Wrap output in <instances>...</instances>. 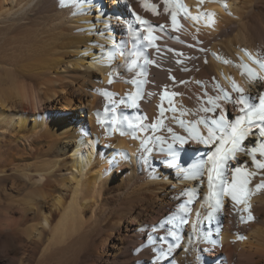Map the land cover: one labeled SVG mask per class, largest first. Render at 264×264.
<instances>
[{
    "label": "bare ground",
    "instance_id": "bare-ground-1",
    "mask_svg": "<svg viewBox=\"0 0 264 264\" xmlns=\"http://www.w3.org/2000/svg\"><path fill=\"white\" fill-rule=\"evenodd\" d=\"M94 1L0 0V264H264V137L253 127L241 141L221 197L208 185L211 163L196 169L184 152L198 145L190 128L207 136L196 121L226 112L235 124L239 96L263 91L264 0H179L192 15H215L179 11L176 27L179 4ZM123 4L167 25L145 42L148 73L123 74L129 84L118 74ZM213 100L219 107L203 111ZM200 145L208 157L221 147ZM246 172L257 176L244 185ZM242 185L251 221L228 191L241 195Z\"/></svg>",
    "mask_w": 264,
    "mask_h": 264
},
{
    "label": "snow or ice",
    "instance_id": "snow-or-ice-1",
    "mask_svg": "<svg viewBox=\"0 0 264 264\" xmlns=\"http://www.w3.org/2000/svg\"><path fill=\"white\" fill-rule=\"evenodd\" d=\"M77 3L80 4H90L93 3V0H76ZM205 2V0H198V4L197 7L200 8L201 5H203V3ZM165 3V7H164V11L165 12H169L170 8H169V4L170 3H175V4H179V0H164ZM146 7H150V10L153 13H156L157 11V6L155 4H151L149 5H145ZM225 9L227 10V4H224ZM179 11H183L185 16L192 19L193 21H198L201 16H214V13H205V12H198L196 15H192L188 9L183 5V4H179V7H173L171 9V20H172V24L173 27L177 26V12ZM136 19L138 21H140L141 24L147 23V21L143 20L141 17L137 16ZM163 27V26H161ZM146 40H148L149 42L153 41L155 39V37H153L151 30H148V35L145 37ZM202 50V49H201ZM247 52V50H245ZM249 56H251V53H248ZM146 63H149L151 61H148L146 59L145 61ZM207 63V61H205ZM135 63V62H133ZM261 67H264V63L261 64ZM174 79V78H173ZM261 81H264V76L260 77ZM111 82V81H110ZM264 86V85H262ZM233 90L234 91H238V92H242L243 89L238 88L235 84V82H233ZM167 94V93H166ZM171 95H178L177 93H172ZM227 93H225L224 97H216L215 100H220V99H227ZM259 101L260 104L258 107L253 106L251 108V110L248 112L247 117L245 116H241L237 119L235 124H227L226 122V117L223 114V112H221V115L219 116L218 120H212V124L216 125L217 128L219 129V131L222 133V135L220 137H217L215 132L213 131L212 127H207L206 121L204 118H201L199 121H196L197 124H205V126L207 127V136H203L202 134H200L196 128L193 126L192 128L189 129V132L192 133V137L193 139H196L198 142L200 143H212L215 140L219 139L220 143H221V147L217 149V152L214 153L212 156L208 157V161L211 163L212 167L208 169V185L209 188L213 187V181H223V176H224V172L229 164L230 160H235L236 159V154L237 152H243L244 149L241 147V141H243L245 139V137L252 135V128L256 127L259 129V133L261 137H264V126H261V124H256L255 121L259 120L260 122H262V124H264V94H261L259 96ZM213 103V107L212 108H205L203 109V111L205 112H209V111H215L216 107H219V105L215 104V101H211ZM237 103L243 104L245 103L244 98L241 97ZM245 107H248V105H245ZM241 112L245 111V108H241L240 109ZM173 111H175V109H173ZM247 122L248 125H251L249 127H245V123ZM131 123V122H129ZM181 124H183V121H181ZM155 127V126H153ZM230 129V132H228L227 130ZM169 131H171V129H169ZM157 139H159V137H157ZM175 139L179 140L180 144H184L185 138L184 137H175ZM144 144L147 143V141L143 142ZM230 144L231 147H225V145ZM171 147V146H170ZM262 153H264V145L261 146V148L259 149ZM146 151H151L150 148H146ZM257 151V149H252V153L254 154ZM255 158V157H253ZM256 166L260 169H264V163L257 161L256 162ZM236 173L240 172L241 170L239 168H237ZM215 174V175H213ZM233 175H235V173H233ZM245 180L243 182L244 185H246L249 182L248 178L251 177H255L257 176L256 172H246L245 174ZM264 187V178L261 179L260 183H258L256 185L257 189H260ZM229 194L232 197V200L236 202V204L238 205H245L246 207L244 208V211L247 212V220L251 221L254 219L252 212L250 210V205H248V201L245 198L247 193L244 192L243 190V185L241 187V195H238L237 192L235 191H231V189L228 190ZM217 203L219 204V201H217ZM199 215V213H198ZM205 220L211 222L214 217L212 215V213L210 212L207 216L204 217ZM241 219L243 220V216L241 217ZM169 235L172 236H176L175 232H170ZM209 235H210V230H209ZM239 239H243L242 236H238ZM177 239H179V237H177ZM213 247H215L216 242L213 241ZM213 249H201V253H207L212 251ZM172 252V247L169 246L168 248V253L170 254ZM167 254H162V255H167ZM162 256H158L156 257L157 260L161 259ZM203 264H207V261H203Z\"/></svg>",
    "mask_w": 264,
    "mask_h": 264
},
{
    "label": "rangeland",
    "instance_id": "rangeland-1",
    "mask_svg": "<svg viewBox=\"0 0 264 264\" xmlns=\"http://www.w3.org/2000/svg\"><path fill=\"white\" fill-rule=\"evenodd\" d=\"M165 27L167 26L166 24H164V23H162ZM188 43V42H187ZM189 44V43H188ZM187 46V45H186ZM204 101H205V99H204ZM219 247L221 248V250H222V247H221V245H219ZM221 254L225 257L226 256V254L224 253V252H221ZM212 258V257H211Z\"/></svg>",
    "mask_w": 264,
    "mask_h": 264
}]
</instances>
